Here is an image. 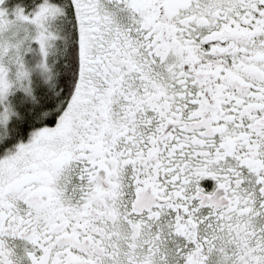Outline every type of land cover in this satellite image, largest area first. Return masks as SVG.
<instances>
[{
	"label": "snow or ice",
	"instance_id": "1",
	"mask_svg": "<svg viewBox=\"0 0 264 264\" xmlns=\"http://www.w3.org/2000/svg\"><path fill=\"white\" fill-rule=\"evenodd\" d=\"M0 264H264V0H0Z\"/></svg>",
	"mask_w": 264,
	"mask_h": 264
}]
</instances>
